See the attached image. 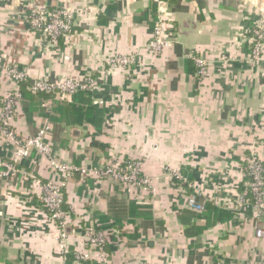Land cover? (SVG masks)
I'll return each mask as SVG.
<instances>
[{"label": "crops", "instance_id": "0c3cea01", "mask_svg": "<svg viewBox=\"0 0 264 264\" xmlns=\"http://www.w3.org/2000/svg\"><path fill=\"white\" fill-rule=\"evenodd\" d=\"M36 1L70 9L73 32L47 47L29 25L30 0L0 2V122L4 97L17 87L6 74L13 66L30 83L101 77L89 97L101 112L78 123L61 114L71 98H22L11 130L28 138L50 123L53 156L78 169L60 181L68 253H60V230L38 197L59 178L33 153L16 164L33 180H0V264H68L69 256L70 264L260 262L259 218L251 208L234 212L229 205L247 180L250 147L264 155V53L250 62L246 42L264 0H169L164 20L173 41L158 54L146 46L159 0ZM130 54L134 66L107 74L109 55ZM198 56L208 62L203 78L192 59ZM8 145L0 144V161L10 163ZM113 155L140 160L151 188L127 192L96 178L92 173ZM173 171L205 203L202 212L187 207L189 189H178ZM86 224L107 237L104 256L86 243Z\"/></svg>", "mask_w": 264, "mask_h": 264}, {"label": "built area", "instance_id": "2783aa9c", "mask_svg": "<svg viewBox=\"0 0 264 264\" xmlns=\"http://www.w3.org/2000/svg\"><path fill=\"white\" fill-rule=\"evenodd\" d=\"M169 0H159L158 2V21L151 33L147 42V50L154 54H158L163 49L172 44L173 39L169 36L165 24L164 14L166 11V4ZM73 12L68 8H57L49 11L47 7L36 6L29 12V23L31 28L37 31L43 41L55 44L57 39L70 35L72 27L74 26ZM246 42L250 45V54L248 59L250 62H258L261 60L264 53V6L258 7V19L254 27L247 33ZM196 67V74L199 77H204L207 74L208 62L201 57H192ZM2 63V56H0V64ZM136 63L135 56L130 55H109L105 60L107 67V74L115 71H124L134 66ZM7 73L11 76L17 84L27 81L25 72L19 71L16 67H8ZM101 77H95L91 74H86L82 79H75L72 77H65L50 81L47 78H39L30 84L28 91L31 94H52L57 100L70 99L72 95L78 91L93 92L98 86ZM16 84V85H17ZM65 94V95H63ZM20 93L18 88L14 93L6 98L3 104V120L0 126V131L8 133L13 136L12 130H7L9 127L5 120L11 121L12 115L15 113V106L20 102ZM51 125L46 122L44 126L37 130L35 136L27 139H18L13 136L17 142L18 149L8 162L0 161V180L3 178H14L18 171L16 164L22 162L30 153L36 151V156L41 160L47 161V167L52 173L59 178L58 182H51L43 185L41 195L38 197L44 209L49 214L50 220L57 223L60 230V253L66 255L67 252V237L65 232L67 214L63 212L62 205L64 202V192L62 183L68 179L72 172L78 169L69 165L61 163L55 159L50 147L46 142V138L50 134ZM11 143V142H10ZM264 147V144H263ZM85 176L86 171H83ZM245 173L247 181L243 184V191L237 194L229 205V208L234 212L240 211L242 208H251L255 216L259 218L260 224L256 227L255 235L257 238L264 237V155H259L255 151V146L250 147V153L246 158ZM96 178L112 181L122 191L135 192L136 190L145 191L151 188V179L143 172V163L140 160H127L121 156L113 155L107 160L102 167L92 173ZM171 177L178 183V189L186 194L185 189H191L192 185L183 177L178 171H173ZM61 178V179H60ZM34 179V178H33ZM38 185V183H37ZM186 187V188H185ZM22 195L29 193L22 192ZM27 198V197H26ZM187 207L197 213L204 210L203 201L199 202L196 194H188L186 196ZM26 204V201L24 202ZM84 238L91 250L96 251L101 256H104V249L107 244V237L97 230L92 224L86 226L84 230ZM83 254L75 257L76 261L82 260ZM257 264H264L263 259Z\"/></svg>", "mask_w": 264, "mask_h": 264}, {"label": "trees", "instance_id": "16d2710c", "mask_svg": "<svg viewBox=\"0 0 264 264\" xmlns=\"http://www.w3.org/2000/svg\"><path fill=\"white\" fill-rule=\"evenodd\" d=\"M47 8L49 11L57 9L54 7H47ZM73 28H74V26L72 27L70 34H72V32H73ZM31 30L36 35L40 36L39 33L37 31H35L33 28H31ZM61 40H62V37L58 38L57 42L59 43ZM0 56H2L1 51H0ZM30 84L31 83L29 82L28 79L26 82H21V83L17 84L18 92L20 93V96H21L20 102L22 101V98L26 97L27 95L30 97L31 96H44L45 98L47 96V97H50L52 100H54V95H52V94H43V93L31 94L28 91V87L30 86ZM89 97H90V92H87V91H78L77 93L72 95L71 102L67 103V105H65V106L63 105V107L61 108L62 116L69 115V118L73 119L74 122H78V123H81L82 121L92 122L94 120V118L98 114H100L101 110L99 108H97L96 106H93L91 104ZM52 100L49 101L50 106H52L51 105ZM60 102H62V101H60ZM62 104H63V102H62ZM44 110H45L46 117L50 119L51 115L53 113L52 109L50 107H48V108L46 107V108H44ZM0 126H3V124L1 122H0ZM7 130L10 131L11 128L9 127ZM242 191H243V185L240 187L239 193H241ZM191 192H192V190L189 189L188 194H190ZM64 203H65V200H64L63 205H62V210H63V212H66ZM72 261H73V257L69 256L67 259V263L70 264Z\"/></svg>", "mask_w": 264, "mask_h": 264}, {"label": "rangeland", "instance_id": "374dc122", "mask_svg": "<svg viewBox=\"0 0 264 264\" xmlns=\"http://www.w3.org/2000/svg\"><path fill=\"white\" fill-rule=\"evenodd\" d=\"M3 1H5V0H0V2H3ZM31 1V4H30V7H29V12L32 10V9H34V8H36V6H38L37 5V1L36 0H30ZM29 16V15H28ZM29 21V20H28ZM29 25H30V23H29ZM30 27H31V25H30ZM45 45H47V47L49 46V47H51V46H54V44H51V43H47V42H45ZM0 48H1V43H0ZM0 66H1V64H0ZM6 74H7V76L13 81V83L16 85L17 83L15 82V80L11 77V76H9L8 75V73H7V69H6ZM59 79H61V78H59ZM17 88V87H16ZM14 93V90L11 92V93H9L7 96H5L4 97V101H3V104H4V102H5V100H6V98H8V97H10L12 94ZM63 95H65V94H63ZM55 100H57V99H55ZM19 105H20V102H17V104H16V106H15V108H14V110H15V113L12 115V117H11V119H14L15 117H16V115H17V110H18V107H19ZM1 121L3 120V117H4V112H3V108H1ZM6 121V123L8 124L7 126L8 127H10L11 128V121H7V120H5ZM44 126V125H43ZM42 127V126H41ZM40 127V128H41ZM39 128V129H40ZM12 132H13V136H16V137H18V139H23V140H25V139H27L26 137H19L17 134H16V132L15 131H13L12 130ZM13 136H9V134L8 133H5L4 131H0V144H11L10 146L8 145L6 148L8 149V150H10V152H9V158H10V160H11V158H12V156H13V154H14V151H15V149L17 150L19 147H18V145L16 144H14V142L16 141L17 142V140L13 137ZM11 142V143H10ZM36 151H32L31 153H30V155L27 157V158H25L24 160H27V159H29L32 155H33V153H35ZM35 155H36V153H35ZM40 158V157H39ZM42 159V158H41ZM23 160V161H24ZM16 167V166H15ZM17 169V168H16ZM17 171H18V173H17V175L16 176H18V175H21V178H20V180L22 181V182H26L27 180H29V179H32L33 180V176L31 175V174H27V173H25V172H22V170H20V169H17ZM4 179V178H3ZM61 179V178H60ZM89 224H86L85 226H88Z\"/></svg>", "mask_w": 264, "mask_h": 264}, {"label": "water", "instance_id": "95a60500", "mask_svg": "<svg viewBox=\"0 0 264 264\" xmlns=\"http://www.w3.org/2000/svg\"><path fill=\"white\" fill-rule=\"evenodd\" d=\"M240 2V1H242V0H228V2Z\"/></svg>", "mask_w": 264, "mask_h": 264}]
</instances>
